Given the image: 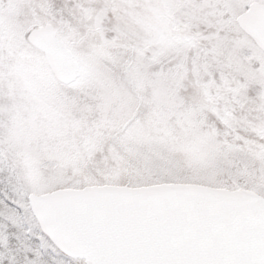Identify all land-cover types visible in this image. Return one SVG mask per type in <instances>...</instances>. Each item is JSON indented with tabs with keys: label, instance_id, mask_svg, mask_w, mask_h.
Segmentation results:
<instances>
[{
	"label": "snow or ice",
	"instance_id": "snow-or-ice-1",
	"mask_svg": "<svg viewBox=\"0 0 264 264\" xmlns=\"http://www.w3.org/2000/svg\"><path fill=\"white\" fill-rule=\"evenodd\" d=\"M0 264H264V0H0Z\"/></svg>",
	"mask_w": 264,
	"mask_h": 264
}]
</instances>
